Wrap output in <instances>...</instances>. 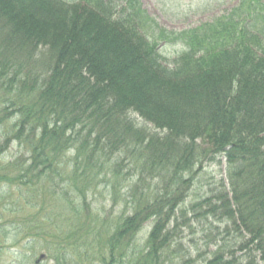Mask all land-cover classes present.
I'll list each match as a JSON object with an SVG mask.
<instances>
[{
    "label": "trees",
    "instance_id": "trees-1",
    "mask_svg": "<svg viewBox=\"0 0 264 264\" xmlns=\"http://www.w3.org/2000/svg\"><path fill=\"white\" fill-rule=\"evenodd\" d=\"M120 1L114 19L106 0H0V85L14 92L0 109L11 123L0 154L14 142L32 161L0 165V183L19 198L24 190L41 198L38 226L27 230L48 239L43 248L56 264H158L166 221L177 220L185 197L170 191L211 153L225 159L230 197L207 200L210 212L244 228L264 264L263 3L243 0L177 36L160 32L186 48L169 69L137 29L146 21L136 0ZM199 142L208 145L202 154ZM123 164L140 175L126 178L123 216L108 222L88 199L119 183L102 174ZM43 179L50 188L35 190ZM149 219L141 248L134 238ZM207 264L232 263L217 252Z\"/></svg>",
    "mask_w": 264,
    "mask_h": 264
},
{
    "label": "rangeland",
    "instance_id": "rangeland-1",
    "mask_svg": "<svg viewBox=\"0 0 264 264\" xmlns=\"http://www.w3.org/2000/svg\"><path fill=\"white\" fill-rule=\"evenodd\" d=\"M63 1L67 4H73L79 0ZM137 1L140 8L146 12L149 18L154 20L159 28H163L168 32H175L188 30L197 27L201 23L210 22L215 17L223 15L226 10L235 7L240 0ZM262 1L264 2V0ZM106 2V6H112L113 18H120L124 9L122 1L106 0ZM123 14L125 15V13ZM47 17L48 19H54V12L52 16ZM156 27L151 22L148 23L147 27H142V34L150 45L155 41L156 31H158ZM158 51L164 66L173 69L178 64L177 60L181 56L182 49L176 44H164L160 45ZM84 70L91 82L94 81L87 68H84ZM79 72L81 71L78 70ZM13 96L14 92H11L8 86L0 85V109L7 107ZM135 120L137 124L145 126L143 121L141 122L137 118ZM0 123H4L0 124L1 143L3 134L8 130L11 123L3 120H0ZM209 144L211 145L210 150L214 149L212 144ZM199 148L198 153L202 154V149L207 150L208 145L205 146L202 142H199ZM19 156H24L27 159L30 155L26 154L23 147L10 144L0 155V164L4 165V163L13 161ZM28 161L29 163L25 164L27 168L32 164L31 157ZM227 168L224 158L214 156L211 153L201 155L189 176L190 178H183V181L170 191L172 195L180 194L185 197L176 209L177 220L171 219L169 224V220L166 221V233L169 238L158 257V264H207L216 256L217 252L223 253L225 263L262 264L259 254L249 246V237L244 228L234 226L231 219L223 216L222 210H218L214 214L210 212L211 205L207 200L210 199L209 202L215 204L216 194L218 193H227L230 197L226 180L227 174H225ZM111 170L118 172L109 174ZM103 172L102 175L105 178H110V175H112V178L119 177L122 179L107 190L100 187L99 197L91 199L92 197L89 196L88 201L93 209H104L105 219L110 222L119 216H123L124 212L122 210L125 205L123 195L129 189L127 186L129 182L126 178H136L139 172H135L132 165L128 166L126 164H123L120 169L110 165ZM142 178H149V176H143ZM46 183L48 182L45 179L38 181V187L35 190L42 192L49 189L50 186ZM159 183V181H155L154 186L160 187L161 184ZM147 184L148 182L142 186L146 187ZM11 188L14 187H10L8 184H0V216L2 217L0 221V224H2L0 225V264H35L41 253L46 254L41 245L44 241L48 242V239L40 238L38 231L35 233V236H38L36 238L30 237L31 235L34 236L32 231L28 233V237L25 236L27 231L24 227L27 226V222L32 226L30 218L33 216H27L28 212L24 209H30L29 206L23 203L25 195L28 193L23 188L24 192L21 193L19 198ZM18 203H22V205L19 207ZM52 204H54V201H52ZM9 209L12 210L6 216ZM166 209L167 207H164V210ZM153 227V221L149 219L148 223L143 225V228L134 238L136 246H141V248L145 246ZM38 264H56V262L54 259L46 258Z\"/></svg>",
    "mask_w": 264,
    "mask_h": 264
}]
</instances>
